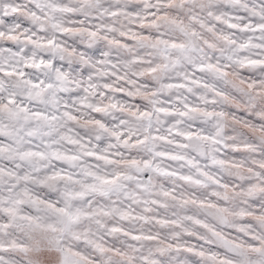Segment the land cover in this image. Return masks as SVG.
<instances>
[{"label": "clouds", "instance_id": "obj_1", "mask_svg": "<svg viewBox=\"0 0 264 264\" xmlns=\"http://www.w3.org/2000/svg\"><path fill=\"white\" fill-rule=\"evenodd\" d=\"M0 264H264V0H0Z\"/></svg>", "mask_w": 264, "mask_h": 264}, {"label": "snow or ice", "instance_id": "obj_2", "mask_svg": "<svg viewBox=\"0 0 264 264\" xmlns=\"http://www.w3.org/2000/svg\"><path fill=\"white\" fill-rule=\"evenodd\" d=\"M17 11V9L13 8V12Z\"/></svg>", "mask_w": 264, "mask_h": 264}]
</instances>
